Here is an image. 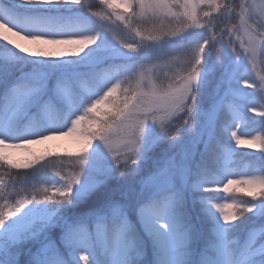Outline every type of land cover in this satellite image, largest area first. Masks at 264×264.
<instances>
[{
	"label": "snow or ice",
	"instance_id": "snow-or-ice-1",
	"mask_svg": "<svg viewBox=\"0 0 264 264\" xmlns=\"http://www.w3.org/2000/svg\"><path fill=\"white\" fill-rule=\"evenodd\" d=\"M123 4L127 12L113 0H0V169L32 168L43 157L19 163L9 153L57 134L85 137L90 149L71 171L46 173L42 182L51 187L42 197L0 203V264H264V175L240 181L259 186L258 196L248 192L253 200L222 202L236 181L224 183L231 173L220 165L227 141L219 138L229 131L221 93L240 94L233 86L241 82L264 87L251 76L257 57L264 63V4L259 15L248 0ZM199 4L219 15L204 11L201 19ZM173 6L183 9L173 16L187 18L179 39L173 30L144 34L149 43H104L102 20L114 16L141 36L137 17L146 7L153 19ZM89 44L95 47L81 57ZM178 53L186 75L144 91L138 68L167 66ZM101 67L114 68L112 79L82 89ZM136 76L134 89L121 90ZM242 95L245 114L257 107V96L264 99L259 92ZM105 103L104 119L89 115ZM86 121L98 127H82ZM231 136L241 142L235 131ZM258 167L264 173V156ZM35 180L25 173L13 186L32 188ZM6 187L0 179V201L11 195Z\"/></svg>",
	"mask_w": 264,
	"mask_h": 264
},
{
	"label": "rangeland",
	"instance_id": "rangeland-1",
	"mask_svg": "<svg viewBox=\"0 0 264 264\" xmlns=\"http://www.w3.org/2000/svg\"><path fill=\"white\" fill-rule=\"evenodd\" d=\"M98 3L99 0H96ZM120 4L117 5V11L127 12V6L123 4V0H120ZM220 3H223L224 0H219ZM229 3L235 5L240 3L241 0H228ZM249 4L255 3L257 8L252 9V14L259 15V6L264 4V0H248ZM122 6V7H121ZM99 11V9H96ZM197 14L203 19L204 11H212L213 16L219 15V13L212 9L207 4H199L197 6ZM139 12V9H136ZM183 9H179L175 6L171 8V12L167 15H161L158 18L149 19L152 16L150 8L145 9V16L143 18L137 17L136 27L140 30L141 36L135 35L134 32H130L123 25V22L116 21L113 16L112 20L104 19L101 21L105 25V31L107 33L108 39L106 38L104 43H126V42H136V43H149L147 40H142V36L148 32H153L154 34L157 31H176L177 36L174 39H179L183 36L188 29L186 24L183 21H186V17H181L178 19L176 16H173L172 13H181ZM14 40L22 43L27 47V41H20L17 37H11ZM184 67V58L183 55L178 53L175 57L171 58L167 66L162 65L160 62H156L154 65H144L142 68H138V73L140 71L144 72V80L141 84V88L144 91H148L151 85H155L158 89L161 86V82L164 80H169L175 75L177 81L180 75H186L183 71ZM98 79L95 82L82 81L80 87L82 89H91L93 84L96 82L106 81L112 79L114 75V68L108 69L102 73L99 72ZM251 76L255 80L256 84H264L262 77H264V65L261 63L260 58L257 57L255 67L251 70ZM123 79V78H122ZM139 76L130 78L126 80L122 85L130 89H134L137 86V80ZM150 81V83H149ZM251 83V81H250ZM234 88H239L240 94H233L231 92L225 96L222 92L221 96L224 97L222 101L223 114L225 119V114L228 112L230 114V119L227 121L229 131L226 133L221 132L220 139L227 141L226 150L223 151L222 158L220 160V165L222 168H226L231 174L227 176L224 180L225 185H227V180H234L236 183H232L229 187L228 192L222 193L225 197V203H230L233 199L239 200H253L254 198L248 195L249 191H254L259 195L261 189L259 186L249 187L240 181H249L254 178H258L264 173L259 172L258 159L261 156H264V125L260 123H254L261 120H264L261 110L264 109V99H261L260 96H257L255 103L257 107L255 109L249 108L247 113L243 112V105L245 100L243 98V93L259 92L260 95H264V87L257 89L255 87L249 88L246 84L241 82L239 85H234ZM251 118V120H249ZM224 121L221 122L220 127L223 128ZM223 124V125H222ZM234 125V126H233ZM235 131L236 135L240 137V143H236V138L231 136V132ZM230 138V141L228 140ZM23 143V142H22ZM81 137L72 134V135H63L57 134L51 139H48L39 144H30L35 145L39 149H51L55 153L59 154L65 150H75L80 146ZM95 144V143H94ZM93 144V145H94ZM90 151V149L88 150ZM14 152L19 155L25 154L23 149L14 150ZM45 176V175H44ZM37 177L34 181V187L24 189L20 185L13 186V181L18 178L10 177L5 175L4 172L0 171V179L3 180L4 184L7 186L6 191L11 193L7 202L0 201V203H12L13 198L20 199L23 197L30 198L33 195H36L37 198L43 196V188H50L48 184L42 182V178ZM22 177V176H21ZM20 178V177H19ZM19 193V195H17ZM7 212V207L4 209ZM239 221H235L238 223ZM233 239H238V237H233ZM82 255H86L83 253ZM91 259V258H89ZM80 264H84V261L81 260Z\"/></svg>",
	"mask_w": 264,
	"mask_h": 264
},
{
	"label": "trees",
	"instance_id": "trees-1",
	"mask_svg": "<svg viewBox=\"0 0 264 264\" xmlns=\"http://www.w3.org/2000/svg\"><path fill=\"white\" fill-rule=\"evenodd\" d=\"M113 2L118 5L120 4V0H113ZM122 7V6H121ZM0 43H4L3 41H0ZM28 48H35L36 46L33 44H30L27 42L26 45ZM73 47H77V46H66V48L71 49ZM95 47V45L89 44L84 48V52H81L79 55L82 57L85 55V53H87L91 48ZM3 50L0 49V56H3ZM58 58H69V57H58ZM72 58H79V57H72ZM264 65V63H263ZM111 69V67H101L99 69L96 70V80L98 79V76L100 75V73H102L103 71L105 72L106 70ZM95 80V81H96ZM94 81V82H95ZM86 83H88L89 81H85ZM82 88V87H81ZM123 89H129L128 87H125L124 85L121 84V90ZM120 96V91L118 90L117 93L114 94V97H119ZM109 111V105L102 104L98 107L97 112L99 113L94 114V113H90L89 115H96V119H104L105 117L103 116V113ZM228 119H230V114L227 112L225 114V119L224 121H228ZM224 123V122H223ZM223 125V124H222ZM98 127V125H94L92 121H86V122H82V127ZM81 137V136H80ZM92 144L96 143L95 141L91 142ZM26 148L28 149L27 152H25V154L23 155H19L18 153L11 151L9 154L11 155L12 159L15 162H19L22 163L25 160L31 159V156H39V157H43V159L40 161V163L38 164H33V167L30 169H12L9 167H5L0 169L1 172H4L5 175L10 176V177H15V178H19L21 176H23V174L25 173H29L31 175H34L36 178L37 177H41L44 176L46 173L47 174H52L54 175L55 172L59 171L61 169V167L64 168L65 171H71V165L73 163H75L77 165V167L79 166V161L75 160L76 157L79 156H83L86 154V152L89 150L87 148V138L85 137H81V143L80 146L75 149V150H65L59 154L55 153L53 150L51 149H39L37 148L35 145H26ZM31 154V155H30ZM57 157H61L63 158V164L61 163L60 160H57ZM53 162L54 163V167L52 165L49 164V162ZM41 165H49V167L47 168H41ZM36 169H40V171H36Z\"/></svg>",
	"mask_w": 264,
	"mask_h": 264
}]
</instances>
